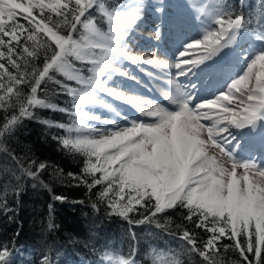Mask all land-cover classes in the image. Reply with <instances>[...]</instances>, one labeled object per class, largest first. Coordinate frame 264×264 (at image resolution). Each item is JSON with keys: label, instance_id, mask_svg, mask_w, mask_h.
<instances>
[{"label": "snow or ice", "instance_id": "1", "mask_svg": "<svg viewBox=\"0 0 264 264\" xmlns=\"http://www.w3.org/2000/svg\"><path fill=\"white\" fill-rule=\"evenodd\" d=\"M94 7L108 20L107 32H102L91 16L89 10ZM141 8L142 0L119 13H109L99 0H0V108L19 109L18 114L5 116L0 136L12 131L23 119L34 118L35 108L57 110L56 104L37 95L38 90L43 91L42 83L53 81L59 86L57 94H66L73 102L72 111L58 110L78 118L75 126L57 125L69 134L61 143L87 157L83 176L68 173L78 182L73 186L84 185L90 192L102 185L97 199L106 200L112 213L130 225L155 224L168 231L156 219L157 214L177 206L186 209L184 220L194 222L197 229L209 235L201 245L187 229L178 238L184 241L181 247L189 246L186 251L202 257L204 264H225L224 254L229 251L239 254L238 264H264V165L254 159H237L229 133L230 128H254L264 121V50L245 52L241 57L245 64L242 74L233 73L230 82L222 85L223 91L214 92L210 99L198 100L194 91L197 85L181 82L180 78L195 75L194 69L207 65L236 43L240 30L246 28L243 14L218 6L212 13L217 27L206 29L201 38L186 43L172 63L130 54L126 37ZM159 39L157 29L156 40ZM41 51L43 66L36 67L33 62ZM121 57L137 67L143 63L175 68V74L166 79L172 90L164 92L175 108L168 110L151 100L109 87L107 81L113 74L140 83L138 77L116 66ZM74 62L90 65V75L85 76ZM53 73L80 87L56 80ZM146 75L162 79L151 72ZM25 84L30 87L27 97L21 89ZM97 91L136 107L152 122L130 121L131 127L117 131L86 127L81 118H100L82 110L84 105L110 107L97 98ZM12 159L17 158L13 155ZM31 167L21 165V171L36 180L46 165L40 163L35 171ZM87 177L92 178L91 182ZM53 198L61 202L67 199ZM136 205L143 211L139 213L142 218L134 220L129 213L137 211ZM96 207L93 203L92 208ZM0 210L5 214L12 211L7 200L0 202ZM168 234L177 236L176 232ZM224 240L231 243H223ZM134 255L135 250L132 257H119L113 264H139ZM10 256L11 250L5 245L0 249V264H7ZM40 264H51L49 257L44 256Z\"/></svg>", "mask_w": 264, "mask_h": 264}, {"label": "trees", "instance_id": "2", "mask_svg": "<svg viewBox=\"0 0 264 264\" xmlns=\"http://www.w3.org/2000/svg\"><path fill=\"white\" fill-rule=\"evenodd\" d=\"M99 2L109 13H117L127 0ZM214 2L233 14H243L245 29L264 33V0ZM89 11L97 27L106 32V17L98 7ZM53 19H56L54 15ZM33 63L36 67L43 66V51ZM74 63L86 75V65ZM52 75L74 88L79 87L59 74ZM58 87L53 81H47L40 85L43 91L38 90L37 93L40 99L56 104L57 110L35 108L34 118L23 119L12 131L0 136V202L7 200L8 207L12 209L7 214L0 210V249L6 245L11 250L7 264H40L44 256L49 257L51 264H110L119 257H132L133 250V258L139 264H154V261L157 264H172L173 261H179V264H204L202 257L186 251L189 246L181 247L184 241L178 238L181 231L187 229L196 235L198 245H201L209 235L203 229H197L194 222L184 220L186 209L177 206L157 214L156 219L168 231L157 228L155 224L130 225L112 213L106 200L97 199L96 194L102 190V185H97L90 192L84 185L73 186L78 182L68 173L83 176L82 169L87 157L81 152L70 151L61 143L68 133L57 125L73 126L78 118L58 110L67 108L72 111L73 103L66 94H57ZM21 89L24 97L30 94L27 84L22 85ZM18 113V107L7 110L0 108V128L5 116L10 118ZM13 155L16 160L12 159ZM40 163L46 167L36 180L21 171V165L24 168L31 165V170L35 171ZM96 175L98 177L100 174ZM87 179L91 182L92 178ZM54 196L67 199L61 202L55 200ZM93 203L97 205L95 209L92 208ZM135 207L137 211L129 213V216L134 220L141 219L139 213L143 209L139 205ZM49 224L53 227L50 228ZM177 225L181 228H177ZM168 232H176L177 236L173 237ZM223 243L231 242L224 240ZM239 259L237 252L224 254L225 264H238Z\"/></svg>", "mask_w": 264, "mask_h": 264}, {"label": "rangeland", "instance_id": "3", "mask_svg": "<svg viewBox=\"0 0 264 264\" xmlns=\"http://www.w3.org/2000/svg\"><path fill=\"white\" fill-rule=\"evenodd\" d=\"M17 2L27 3L28 0H17ZM134 3H136V0H128L124 5H122L121 9L117 13L133 5ZM193 5H195L196 7L194 8ZM201 8L203 9L202 12L197 11V9H201ZM216 8L217 7H215V3L213 0H207V1L205 0H142V8L139 16H143L145 18H142L141 21L149 22V24L151 25L161 22V25L160 24L154 25V27H152L154 28L152 29L153 31L151 30V27L148 28L144 24H142L144 25V27H139V29L140 28L143 30L146 29L148 32L151 33L153 32V34H156L155 29L158 28L159 31H161V28H163L165 35L169 36L170 34L169 32L171 31L172 28V26L169 25V22L173 21V23L179 24V22L181 21L180 32H177L176 34H174L175 36H173L176 37L175 43L179 41L178 44L174 45L176 46V50H173L175 51V53H178L180 50H182L183 46L186 43L190 42L191 40L201 38L206 29L209 28L214 29L215 27H217L213 23V16H212V13ZM154 16L156 17L162 16V20L158 22L156 21L153 22L152 20H154L153 18ZM197 16H199V19H196ZM177 18L179 19V22ZM105 24H106V32H107L109 29V22L107 19ZM113 24L115 26L116 21H114ZM136 34L137 31L132 32L133 37H138L136 36ZM169 37L172 38V36ZM247 39H249L250 41H248ZM251 46H254V49L264 50V40L263 41L259 40L257 38V35L253 33H248L247 35L243 36L240 30L236 43L230 48L233 51H223L213 61L207 62V65H201L199 68L194 69L195 75L190 76V78L188 79L181 77L180 81L185 83H195L197 85L194 91L196 93L198 100L210 99L212 98V94L214 92H220L224 90L222 85H226L228 82H230L233 73H235L236 75L242 74L245 68V64L242 62L241 57L247 50L249 51L251 49ZM134 49L136 50L137 48ZM154 51H156V49L151 50L150 55H154L155 54ZM173 51H165V52L173 53ZM221 58L223 59L219 62ZM168 59L172 63L175 62V60H173L172 57H169ZM116 66L124 70H128L130 73L138 77V79L142 78V75L139 74V72L131 69V68L135 69V67L131 65H127L126 59L122 57L117 62ZM88 67H90V65H86V68ZM175 72H176L175 68H172V71L169 73L167 78H169L171 75H174ZM86 75H90L87 69H86ZM103 78L106 79L107 77H103ZM125 78L126 77H122L118 74H113L111 79H113V82L116 83H120L121 81L123 83H126L125 87H123L125 91L128 88H137V84L131 82V80H126ZM156 84L157 87H152V88L149 87L150 91L154 92L155 94L153 98L154 103L159 104L160 106L168 110H173L175 106L169 102V100L166 98V96L163 93V91L166 90L164 83L157 82ZM108 86L112 88L115 87L112 84H108ZM204 91L210 92L209 95H205ZM95 94L97 95L98 99H102L105 102V104L110 105V107H105L104 104L84 105L82 110L88 112L90 115H94L100 118L99 120H89L86 118H81V122L86 127L99 129L101 131H115L120 128L131 127V124L128 123L130 121H136L137 123L152 122V119L146 120V119H138L137 117H135L136 116L135 112L137 111L135 108H133V106H129V105L123 106L121 103H117V101H114L103 92L97 91L95 92ZM132 113L133 115H131ZM112 114H116V119L120 121L121 124L116 126H109L108 125L109 123L108 124L105 123V121H109L110 119H112ZM123 118H126V120ZM75 124L73 126H75ZM72 135L75 136V133H73ZM232 136L233 134L230 135L231 138ZM234 136L235 137L232 138V140H234L232 141V144L236 146V154H239L242 158H244V161L254 159L256 163L264 165V159H257V157L252 158L253 153H255L254 150H256L255 147H253L255 144L259 145V147L261 148L260 150L264 152V146H263L264 140H262L264 136L262 138H255L250 141L247 140L243 141L244 136H240L239 139L235 140L237 135ZM259 136L261 137V135ZM244 142H247V144ZM250 144H252L253 146H251Z\"/></svg>", "mask_w": 264, "mask_h": 264}, {"label": "bare ground", "instance_id": "4", "mask_svg": "<svg viewBox=\"0 0 264 264\" xmlns=\"http://www.w3.org/2000/svg\"><path fill=\"white\" fill-rule=\"evenodd\" d=\"M146 4H148V3H146ZM144 9H147V8H144ZM146 17H148V16H146ZM142 18H145V17L139 16L138 20L133 25L132 29L129 30V34L126 37L130 54L135 55V56H140V57H150V58L158 59V60H161L164 62H171L168 59L169 57H172V59L175 60V58H176L175 55H177V53H175V51H173V50H176V46H174V45L178 44L179 41L177 43H175L176 37H172V38L169 37V36L174 35L176 33L175 30H172L171 33L169 34V36H167L164 33V29L161 28V31H159L160 32V39L156 40V34H153V32L152 33L148 32L146 29L145 30H143L141 28L139 29V27H144V25H145L148 28L151 27V30H152V29H154V28H152V27H154V25H157V24L161 25V22L151 25V24H149V22L141 21ZM153 18H154V20H152L153 22L154 21L158 22V21L162 20V16H157V17L154 16ZM142 24H144V25H142ZM157 29H155L156 32H157ZM133 31H137L136 36H138V37L132 36ZM134 48H137V49L135 50ZM132 49H134L135 51ZM154 49H156V51H154L155 54L150 55V51L154 50ZM165 51H173L174 54L172 52L169 53V52H165ZM222 59L223 58H221L219 60V62ZM126 62H127V65H131V66L135 67V69L134 68H131V69L139 72V74L142 75V78L139 79L140 83H137L136 81L131 80V82L137 84V88H128L126 91L123 88V87H125L126 83H123L122 81L120 83H116V82H113V79L108 80V84H112L113 86H115L114 88L117 91H121L122 93H125L128 95L138 96L142 99L151 100L152 102H154L153 98H154L155 94H154V92L150 91L149 87H151V88L157 87L156 83L161 82V83H164L165 88H166V90H164L163 93L167 92V90L168 91L172 90L170 88V86L166 83L167 76L172 71V68L154 67L152 65L143 64V63L140 64L139 67H137L136 65H133L127 59H126ZM140 68L145 69V71L144 72L140 71ZM146 72H151V73H153L154 77H162V79H150L148 77V75H146ZM125 79L130 80L127 78H125ZM138 85H139V87H138ZM209 93L210 92L204 91L205 95H209ZM108 97H110L114 101H117V103H121L123 106L124 105L125 106L126 105L132 106V105L124 103L122 101L116 100L111 96H108ZM133 108H135L137 111V112H135V115H136L135 117H137L138 119H146V120L152 119L151 117L141 115L140 111L136 107L133 106ZM131 115H133V113ZM123 119L126 120V118H123ZM109 121H112V123H109V124L107 123L109 126H116V125L121 124L120 121H118L116 119V114H112V119H110ZM128 123H130V122H128ZM236 130H237V132H236ZM115 131H117V130H115ZM229 133H230V135L233 134L232 138L235 137L234 135H237L235 140L239 139L240 136H244L243 141L244 140L250 141V140H253L255 138H262L264 136V134H263L264 133V121L258 122L254 128L253 127H246V128H239V129L235 128V131H234V128H230ZM258 134L261 135V137ZM94 138L99 139V136H96ZM262 140H264V138ZM232 141H234V140H232ZM250 145L253 146L252 144H250ZM253 147H255V149H256L255 155H257V159H264V156H263L264 152L260 150L261 148L259 147V145L255 144ZM213 151H215V150H213ZM235 156L237 159L244 161V158H242L239 154H236ZM245 161H247V160H245ZM238 171H242V170L238 169Z\"/></svg>", "mask_w": 264, "mask_h": 264}]
</instances>
